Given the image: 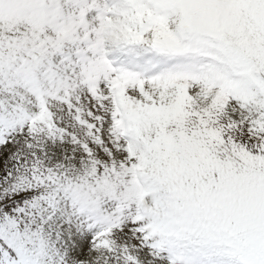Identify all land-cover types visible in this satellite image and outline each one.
Wrapping results in <instances>:
<instances>
[{"label":"snow or ice","instance_id":"1","mask_svg":"<svg viewBox=\"0 0 264 264\" xmlns=\"http://www.w3.org/2000/svg\"><path fill=\"white\" fill-rule=\"evenodd\" d=\"M0 264H264V0H0Z\"/></svg>","mask_w":264,"mask_h":264}]
</instances>
